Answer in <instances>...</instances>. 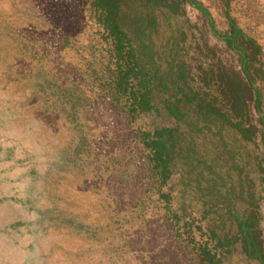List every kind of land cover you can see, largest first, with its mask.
Instances as JSON below:
<instances>
[{
    "label": "trees",
    "instance_id": "16d2710c",
    "mask_svg": "<svg viewBox=\"0 0 264 264\" xmlns=\"http://www.w3.org/2000/svg\"><path fill=\"white\" fill-rule=\"evenodd\" d=\"M222 2L225 30L200 0H90L106 43L100 67L88 64L67 84L39 74L44 111L58 116L56 126L75 131L52 165L92 168L96 194L113 198L106 226L64 211L59 219L94 238L106 228L110 249H130L124 264L137 260L132 241L142 235L145 244L149 219L192 251L183 264H225L238 248L264 264L263 49L231 14L234 0ZM189 8L198 11L196 20ZM52 52L28 56L40 63ZM103 102L108 115L118 113L129 129L108 130L97 144L79 114L102 119ZM142 117L149 126L133 128ZM129 140L134 143L122 142ZM120 142L142 155L106 149ZM131 164L137 181L129 183L125 165Z\"/></svg>",
    "mask_w": 264,
    "mask_h": 264
},
{
    "label": "rangeland",
    "instance_id": "374dc122",
    "mask_svg": "<svg viewBox=\"0 0 264 264\" xmlns=\"http://www.w3.org/2000/svg\"><path fill=\"white\" fill-rule=\"evenodd\" d=\"M200 1L209 7L220 29L229 27L222 0ZM92 11L90 0H0V238L4 240L0 264H124L123 253L130 252H114L106 228L94 238L71 230L59 219V211H64L78 221L106 226L111 213L108 203L113 198L96 194L92 168L64 171L52 165L75 131L68 125L56 126L58 116L44 111L47 101L40 86L39 74L67 84L77 80L79 70L88 64L100 67L106 43ZM231 14L261 43L264 61V0H234ZM189 15L196 20L198 11L189 8ZM46 48L53 50L47 60L37 63L28 56L29 52L40 55ZM106 107L103 102L102 119L95 112L79 114L85 132L99 137L97 144L108 130L129 129L118 113L109 116ZM149 123L148 117H142L132 127L146 128ZM122 142L106 149L130 157L142 155ZM125 166L127 181H137V167ZM259 223L264 241V191ZM144 226L145 244L142 235L133 239V249L139 250L134 251L137 260L129 264H175L174 257L183 264L184 255L192 254L170 230L158 229L157 221L149 219ZM225 264L259 263L238 248Z\"/></svg>",
    "mask_w": 264,
    "mask_h": 264
},
{
    "label": "clouds",
    "instance_id": "9594fccd",
    "mask_svg": "<svg viewBox=\"0 0 264 264\" xmlns=\"http://www.w3.org/2000/svg\"><path fill=\"white\" fill-rule=\"evenodd\" d=\"M4 240L2 238H0V247L3 246Z\"/></svg>",
    "mask_w": 264,
    "mask_h": 264
}]
</instances>
